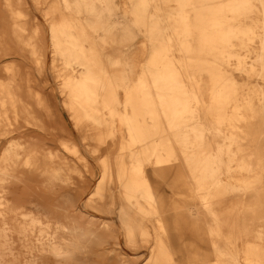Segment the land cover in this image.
Segmentation results:
<instances>
[{
  "label": "bare ground",
  "instance_id": "6f19581e",
  "mask_svg": "<svg viewBox=\"0 0 264 264\" xmlns=\"http://www.w3.org/2000/svg\"><path fill=\"white\" fill-rule=\"evenodd\" d=\"M126 2L0 0V264H264V0ZM29 60L69 128L31 107Z\"/></svg>",
  "mask_w": 264,
  "mask_h": 264
},
{
  "label": "rangeland",
  "instance_id": "374dc122",
  "mask_svg": "<svg viewBox=\"0 0 264 264\" xmlns=\"http://www.w3.org/2000/svg\"><path fill=\"white\" fill-rule=\"evenodd\" d=\"M118 2H119V6L121 9L128 5L126 0H118ZM43 10H44V8H43ZM43 10L41 12H43ZM37 22H40L42 24L41 20L37 21ZM144 43H145V41H144L143 35H139L136 39V44H135V48H134L135 52L132 54V56L134 57L135 62H136L135 65H136L137 71L139 70L140 65L145 60L146 52L143 48ZM14 63L17 64L18 61H15ZM49 64H50L49 60H46L45 62L42 63V69H43L42 74L38 71V67L33 60L27 61L26 64L21 65L20 68L22 69V71L26 75L27 84L30 86V88L32 90H34V92L36 94L39 95L38 97L40 98V100H38L40 102L38 103V101L35 98H31L29 96L28 101H29L31 107L33 109H35L36 111H39V112L44 113V114H50V113L63 114V116H64L63 121H61V120L57 121L55 119V120H51L49 122L51 131L54 133L56 131L54 129L55 126H57L61 123L64 127L69 128L70 122H69L68 115H67L66 111H64L65 108L63 109V107L61 105V103H62L61 98H63V96H64V94H62L59 91V83L61 80L55 76V74L53 73ZM236 77H237V79H239L242 82L246 80V77L244 75L239 74V73L236 74ZM252 82L253 83H261V81L259 79H257L256 77H254L252 79ZM253 126L263 129L264 128V118L255 121L253 123ZM256 135L257 136L264 135V130L256 132ZM245 142H249V141H245ZM254 142L259 143V144H264V138L256 139V140H254ZM70 160H71L70 162H71L72 167L68 171V174H70L72 179L75 181H81V180L91 181V185H92L91 187L92 188H91L90 192H92L91 194H93V192H94V190H93L94 189V187H93L94 181L99 179L98 168L93 166L92 163H90L86 159L83 162V161H80L78 159L71 157ZM182 197L183 196L180 194L171 195V192H170L169 188L167 187V202H166L165 208L167 209V213L171 217H174V214H175L174 211H176L174 208L175 202L182 205L180 207H176V208H179L177 210V212L179 214H180L181 210L188 211L190 213V205H194V204L188 201L189 204L187 206H184L183 201H184V203H186V201L183 200ZM83 201L84 202L81 203V204H83V206H82L83 208H85L86 210H90V211L96 210L95 209L96 203L94 201H90V200L85 201V199H83ZM104 216H109V214H104ZM108 221L110 222L111 219L110 220L108 219ZM190 241H192V240L190 239ZM148 255H149V252L147 249V245H144L143 247H140L138 250L127 251V253L125 255H123V257L125 259H127L130 262V264H139V263H145L148 259ZM134 261H136V262L134 263Z\"/></svg>",
  "mask_w": 264,
  "mask_h": 264
}]
</instances>
